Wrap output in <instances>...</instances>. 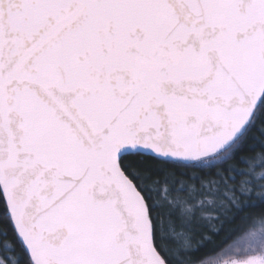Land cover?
<instances>
[{
    "label": "snow or ice",
    "instance_id": "obj_1",
    "mask_svg": "<svg viewBox=\"0 0 264 264\" xmlns=\"http://www.w3.org/2000/svg\"><path fill=\"white\" fill-rule=\"evenodd\" d=\"M257 147L264 0H0V264H264Z\"/></svg>",
    "mask_w": 264,
    "mask_h": 264
},
{
    "label": "trees",
    "instance_id": "obj_2",
    "mask_svg": "<svg viewBox=\"0 0 264 264\" xmlns=\"http://www.w3.org/2000/svg\"><path fill=\"white\" fill-rule=\"evenodd\" d=\"M251 144V142H249ZM261 151H264V149H261L259 147L255 148V150L253 151L251 148H247L245 149V151L243 153H241V155H244V156H252V155H257L259 154ZM230 163H233V164H236L237 168L239 169H245L247 167V165L245 164H242V163H239L238 160H234V161H231ZM170 172L171 171H174L176 172V176L178 179H183V180H187L189 184H198V182H195V181H192L189 179V177H185L183 175H181V173L183 172H188L190 174H197V175H202L204 176L205 179H207V170H204L203 172L200 170V169H192V168H184L182 166H174V167H170L168 169ZM236 176H237V180L236 181H233L231 183H234V184H238V182L240 180H243V179H247L246 176H240L239 174H236L234 173ZM217 228L220 227L219 224L216 225ZM229 227L228 225H225V228ZM205 235H211V233L207 232V230L205 229ZM227 235V232L226 231H222L220 232L219 236H215L213 237V239L216 241V243H220L222 241V239ZM10 239V238H9ZM198 240H201V237H197ZM203 242V241H202ZM212 245H208V248H211ZM208 248H202L200 253L199 254H203L204 252H206L208 250Z\"/></svg>",
    "mask_w": 264,
    "mask_h": 264
}]
</instances>
